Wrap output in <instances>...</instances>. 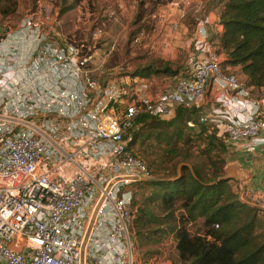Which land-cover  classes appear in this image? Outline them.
Masks as SVG:
<instances>
[{
  "label": "built area",
  "instance_id": "1",
  "mask_svg": "<svg viewBox=\"0 0 264 264\" xmlns=\"http://www.w3.org/2000/svg\"><path fill=\"white\" fill-rule=\"evenodd\" d=\"M57 1L38 0L15 30L0 20V264H135L132 187L152 178L132 152L136 118L206 104L200 123L254 156L264 145V100L222 71L220 11L196 18L182 75L153 93L145 78L100 83L93 45L50 40ZM149 2L158 4L132 34L109 6L103 20L121 27V41L131 37L132 54L168 56L195 1ZM194 7L204 10L202 0ZM239 198L264 209V188L243 186Z\"/></svg>",
  "mask_w": 264,
  "mask_h": 264
},
{
  "label": "trees",
  "instance_id": "2",
  "mask_svg": "<svg viewBox=\"0 0 264 264\" xmlns=\"http://www.w3.org/2000/svg\"><path fill=\"white\" fill-rule=\"evenodd\" d=\"M12 1L0 0V20L12 14ZM71 1L60 14L76 8L84 0ZM88 2L93 4V0ZM157 4L140 0L133 26L144 27ZM217 4L220 6L223 26L222 33L216 37L218 53L223 56L222 71L229 75L225 68L239 69L247 86L253 92H262L264 0H219ZM71 41L83 44L78 40ZM167 65L162 68L161 64H151L144 68L142 75L175 74L170 64ZM201 109L180 106L168 118H154L144 114L136 118L132 130V150L137 139L136 133L140 129L146 127L157 134L149 133L153 136L150 137V144L141 152L144 158L137 155L139 152L136 154L132 151L145 163L152 178L148 182L134 185L149 191L150 196L136 208L135 193L130 231L134 228L136 239L146 241L161 235H172L176 264H264V211L242 203L239 198L240 188L232 180H221L225 175L228 156L225 162L213 156L220 147L216 136L211 133L208 135L207 129H215L208 124H201L200 116L195 124L192 122L191 115L200 114ZM189 123L193 126H189ZM196 125L206 128L207 133L203 134L206 150L197 162L186 134V130ZM160 139L169 141L166 148L156 149ZM172 139L176 141L170 143ZM227 145L220 143L226 155ZM181 163L190 164L192 171L183 167L180 179L173 182L172 178L177 176L176 167ZM154 208L157 211H153ZM199 221L203 229L194 232L193 228Z\"/></svg>",
  "mask_w": 264,
  "mask_h": 264
},
{
  "label": "rangeland",
  "instance_id": "3",
  "mask_svg": "<svg viewBox=\"0 0 264 264\" xmlns=\"http://www.w3.org/2000/svg\"><path fill=\"white\" fill-rule=\"evenodd\" d=\"M37 1L38 0H13L11 2V9L13 11L12 14L1 19L4 28L15 30L23 18L34 11ZM139 1L140 0H93V4L90 5L87 0L85 1V4L87 5V11L90 14L89 20L82 21L83 19H80L82 15L79 8H73L64 14H60V11L67 5L71 4L72 1L58 0L54 7V24L50 27L51 31L53 32L55 29L60 31L59 28H62L61 24L65 25L63 29L68 40H78L80 38L79 40H82V42L86 40L87 44L93 45L95 47L94 58H96V55L97 57H102V54L109 55V59L107 61L108 65L105 68H101L99 71H97L100 74L99 76L95 75L96 79L100 83H102L108 77L119 78L120 76L125 75L135 76L136 74L137 77L145 78L149 81L153 93H161L172 87L176 82L177 77H180L184 71L188 58L189 41L193 37L196 27V18H204L211 15L212 12L216 13L219 11L220 6L217 4V0H202L204 4V10H200V12L196 13L194 5L198 0H194L195 3L192 2L193 4L185 10L186 17L182 21V26L180 27L179 32L173 37L172 53L170 55L164 56L158 51H152L149 53L138 52L136 54H132L130 46L131 37L127 40L123 39L124 41H121L119 37L121 33V27L119 25L113 24L112 22L103 20L102 11L104 8L109 6L119 12L124 26L128 28V30H130V34H132V29L134 28L133 23L136 13L138 12ZM119 8H122V10L120 11ZM65 14H67L65 18L61 19V16ZM175 14L177 13L171 12V16ZM98 28L102 29L103 34L100 39L95 42L92 39V34ZM48 38L52 40L50 34ZM112 46H114L113 51H111ZM157 48L159 49L158 46ZM167 63L168 65L170 64L171 70L176 72V75L172 73L159 75L152 74L150 77H143V70L147 66L151 64H161L162 68H164L166 67ZM224 70L228 74L236 75L245 85L248 84L246 79L241 75L239 69L225 68ZM253 93L264 100V90H262V92L255 91ZM204 106L201 109L200 114L194 113L191 115L193 120L192 122L194 124L197 122L198 117L201 116V112L205 111L207 108L206 104H204ZM203 131H205V133H202ZM149 133L157 134V132L146 129V127L144 129H140V131L136 133L137 139L135 140L133 150L136 154L139 152L137 154L139 157L142 155L141 157L144 158L141 152L152 141L150 137L153 135H149ZM207 133L208 135L214 134L218 139L217 144L219 145L220 150L213 153L215 158L222 159L225 162V158H227V156L229 161L231 157H234V155L240 154L237 147L227 145L228 155H226L223 153L220 146L221 142L226 144L223 141L225 139L220 137L216 130L214 131L207 129ZM207 133L206 128L197 125L192 129L189 128V130H186L189 140L188 143L191 145L190 148L192 150L193 156L194 158L197 157L195 162L201 160L202 152L206 150V143H204L205 137L203 134ZM160 140V145H158L156 149L166 148L169 141L166 142L164 141L165 139ZM175 141V139H172L170 140V143H174ZM179 147L181 148L182 145L179 144ZM202 160L205 159L202 158ZM162 175L159 174V176ZM174 178L175 177H173L172 180ZM142 189L143 188L138 186L132 187L133 196H135L136 193V208L139 204H141L142 201L150 196L149 191L146 192ZM154 210L155 208L153 211ZM201 224V221L197 222L193 228V231L195 232L202 230L203 228ZM134 233L135 232L133 228V230L130 231V238L133 246L135 264H176L177 258L172 235H161L146 241L144 239H136L137 236Z\"/></svg>",
  "mask_w": 264,
  "mask_h": 264
},
{
  "label": "crops",
  "instance_id": "4",
  "mask_svg": "<svg viewBox=\"0 0 264 264\" xmlns=\"http://www.w3.org/2000/svg\"><path fill=\"white\" fill-rule=\"evenodd\" d=\"M76 8H79L82 17L80 19L82 21H88L89 20V12L87 11V5L85 4V0L80 3L79 6ZM220 11V8H219ZM65 15L61 16V19H64ZM65 25L61 24L60 31L55 29L53 32L51 31L50 36L52 40L59 41L61 43L67 41L66 34L64 32ZM119 38V37H118ZM80 39V38H79ZM82 42V40H79ZM82 43H86V40ZM106 46V45H105ZM109 55L102 54V57L94 58L92 62V68L94 70V75H100L99 71L101 68H105L108 64ZM97 74H96V73ZM133 76H120L119 78L123 80H129ZM137 76H134V78ZM141 78V77H138ZM111 78H106L102 83H106ZM234 147V146H233ZM236 147V146H235ZM239 148V149H238ZM238 151L240 152L239 155H234V157H231L229 161L226 162L225 171L229 172L231 176L234 177V180H232V183L235 185H238L240 188V191L242 190L243 186L250 185L254 187L264 188V145L260 146L258 148V152L254 156H250L246 154L243 149H241L239 146L237 147ZM264 211V209H262Z\"/></svg>",
  "mask_w": 264,
  "mask_h": 264
},
{
  "label": "water",
  "instance_id": "5",
  "mask_svg": "<svg viewBox=\"0 0 264 264\" xmlns=\"http://www.w3.org/2000/svg\"><path fill=\"white\" fill-rule=\"evenodd\" d=\"M183 167H188L192 171V166L190 164H188V163H181L177 167V176L173 180H171V181L176 182V181H178L180 179V177H181V170H182ZM221 180L222 181L234 180V177L231 176L229 172L225 171V175H224V177L221 178ZM143 181L144 182H148L149 180H143ZM96 212H97V210L94 211V214H93V217H92V223H93V221L95 219ZM85 243L86 242H84V245H85ZM84 245H83V249H84Z\"/></svg>",
  "mask_w": 264,
  "mask_h": 264
}]
</instances>
